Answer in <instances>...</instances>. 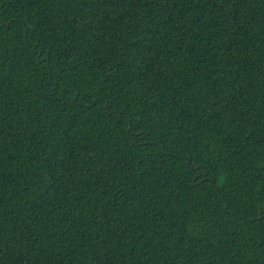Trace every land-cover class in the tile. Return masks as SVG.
<instances>
[{
	"label": "trees",
	"instance_id": "obj_1",
	"mask_svg": "<svg viewBox=\"0 0 264 264\" xmlns=\"http://www.w3.org/2000/svg\"><path fill=\"white\" fill-rule=\"evenodd\" d=\"M264 0H0V264H264Z\"/></svg>",
	"mask_w": 264,
	"mask_h": 264
},
{
	"label": "snow or ice",
	"instance_id": "obj_2",
	"mask_svg": "<svg viewBox=\"0 0 264 264\" xmlns=\"http://www.w3.org/2000/svg\"><path fill=\"white\" fill-rule=\"evenodd\" d=\"M257 219H264V208L261 209L260 214L258 215Z\"/></svg>",
	"mask_w": 264,
	"mask_h": 264
}]
</instances>
